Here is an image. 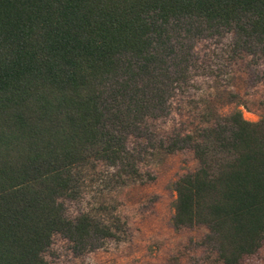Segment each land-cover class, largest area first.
Returning a JSON list of instances; mask_svg holds the SVG:
<instances>
[{
	"label": "trees",
	"instance_id": "1",
	"mask_svg": "<svg viewBox=\"0 0 264 264\" xmlns=\"http://www.w3.org/2000/svg\"><path fill=\"white\" fill-rule=\"evenodd\" d=\"M223 31L238 54L264 55V0H0V264H47L55 234L76 251L127 237L111 193L144 181L128 137L169 111L195 38ZM201 118L165 147L197 162L173 183L171 224L203 225L200 243L224 264H252L264 246V116L208 100ZM95 184L67 216L64 200Z\"/></svg>",
	"mask_w": 264,
	"mask_h": 264
},
{
	"label": "rangeland",
	"instance_id": "2",
	"mask_svg": "<svg viewBox=\"0 0 264 264\" xmlns=\"http://www.w3.org/2000/svg\"><path fill=\"white\" fill-rule=\"evenodd\" d=\"M232 39V33L226 31L195 38L189 79L174 91L169 111L149 118L140 135L128 137L127 146L138 156L144 181L111 193L118 215L127 224V237L108 239L93 250L76 251L66 237L55 234L45 252L47 264H171L173 257L179 264H224L211 245L200 243L208 232L205 226L173 228V183L195 169L197 162L190 148L168 153L165 147L177 134L195 133L204 125L201 115L208 100L222 113L239 108L248 120L264 116V55H240ZM232 94L237 96L234 102L229 101ZM105 169V165L97 166V171ZM96 186L77 200L65 199L66 215L74 218L84 211ZM252 264H264V246Z\"/></svg>",
	"mask_w": 264,
	"mask_h": 264
}]
</instances>
